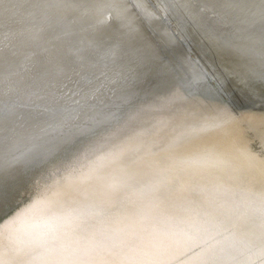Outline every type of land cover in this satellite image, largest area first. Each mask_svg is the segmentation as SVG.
Listing matches in <instances>:
<instances>
[{"label": "snow or ice", "instance_id": "6c2138e0", "mask_svg": "<svg viewBox=\"0 0 264 264\" xmlns=\"http://www.w3.org/2000/svg\"><path fill=\"white\" fill-rule=\"evenodd\" d=\"M189 14L187 0H0V58L14 41L27 42L58 75V61L72 56L87 86L97 65L86 49L66 54L57 44L86 17L110 18L131 35ZM220 22L228 30L207 38L234 58L228 75L264 84V0H223ZM191 63L200 72L182 83L187 95L178 89L126 114L101 107L98 88L69 95L55 75L25 85L17 73H0V208L26 170L50 163L75 137H92L62 174L34 176L29 199L0 212V264H264V153L214 140L237 123L264 122V111L187 107L207 75Z\"/></svg>", "mask_w": 264, "mask_h": 264}, {"label": "bare ground", "instance_id": "6f19581e", "mask_svg": "<svg viewBox=\"0 0 264 264\" xmlns=\"http://www.w3.org/2000/svg\"><path fill=\"white\" fill-rule=\"evenodd\" d=\"M89 2L90 0H84L86 6ZM155 2L156 0H148L149 7ZM187 4L189 16L170 17L168 22L141 24L140 31L131 35L110 18L90 15L77 28L76 35L57 41L66 54L72 47L86 49L85 56L97 65L96 68L91 69L95 73L91 85L86 86L82 81L81 76L84 73L74 57L67 56L66 59L62 58L58 61L63 71L57 75L54 64L48 63L45 56L39 54L30 43L20 41H14L11 51L5 49L0 58V73H17V79H21L25 85H33L42 77L51 78L55 75L57 87L69 95L79 89L90 91L98 88L97 99L102 102L101 107L126 114L137 109L134 107L127 109L129 104L143 106L148 102L146 106L154 105L156 103L153 102L154 100L167 96L170 92L174 93L178 89L187 95L181 85L189 76L199 74L200 69L191 63L196 61L207 74L217 78L221 86L215 90L213 87L212 89L199 84L192 90L187 107L206 112L226 107L238 117L259 115L264 111V101H262L264 84L257 82L248 84L247 80L229 76L228 70L233 66L234 58L228 53L219 51L207 38L209 33L228 30L220 22V17L223 15V0H187ZM233 22L232 18L228 19L229 24ZM173 32L179 33L181 38L169 43L167 37ZM52 35L46 33L45 39H51ZM90 42L94 43L98 50L89 48ZM115 45L119 47L114 57L103 55L106 49ZM224 77L233 84L226 83ZM202 80L200 83H203ZM205 91L211 92L215 100L217 99L216 106V102H213L214 98H209ZM156 93L161 94L160 97L157 98L155 95L153 98ZM220 93H223L222 97L231 98L233 102L218 100ZM123 99L126 100L125 104L121 102ZM233 103L235 106L232 107ZM184 107V104H180L177 110L183 111ZM144 126L150 125L145 123ZM79 137L63 145L50 163L35 170H26L17 181L13 182L0 212H9L29 199L32 194L31 180L34 176L41 173L46 175L56 169H60L62 174L64 165L83 154L92 143V137L88 134ZM214 140L236 148L246 147L253 153L262 154L264 153V122L257 120L252 125L237 123L230 127L226 137L217 136Z\"/></svg>", "mask_w": 264, "mask_h": 264}, {"label": "water", "instance_id": "95a60500", "mask_svg": "<svg viewBox=\"0 0 264 264\" xmlns=\"http://www.w3.org/2000/svg\"><path fill=\"white\" fill-rule=\"evenodd\" d=\"M204 79L202 80L203 81V83H200V85L202 84H204V85H206V86H209V87H213L215 90H218L219 88H220V83L217 81V78H215L214 76H211L210 74H207L205 77H203ZM224 80L225 81H227L226 83H229V84H233V83H231L230 81H228L227 80V78L226 77H224ZM248 82V84L249 83H251V81L249 82V81H247ZM257 83H259V82H257ZM212 88V89H213ZM231 93H232V91H231ZM172 93L170 92L168 95H171ZM205 94L209 97V98H211V97H213L214 98V101L213 102H216L215 103V106L218 104V101H217V99L215 100V97H214V95H212L211 94V92H206L205 91ZM221 94H223V93H220V96H219V98H218V100H220L221 101V99H225V101L226 102H233L232 100H231V98H228L227 96V98H225V97H222V95ZM155 95H156V97L158 98V97H160V95L161 94H154V96H153V98L155 97ZM167 95V96H168ZM231 95V94H230ZM161 97H163V96H161ZM165 97V96H164ZM212 98V99H213ZM262 99H264V98H262ZM261 99V100H262ZM158 100V99H157ZM157 100H154L153 102H156ZM262 101H264V100H262ZM121 102H123V104H125L126 103V100L125 99H123V100H121ZM144 104H149L148 102L147 103H144ZM143 105V104H142ZM146 105H143V106H141V105H139V104H135V105H133V106H131L130 104L126 107L127 109H133V107L134 108H140V107H147ZM233 105H234V103L233 104H231V106L233 107ZM235 106V105H234ZM153 116H154V114H152V115H145V118H147L145 121H149V120H152L153 119ZM85 135H80V137L79 138H82V137H84Z\"/></svg>", "mask_w": 264, "mask_h": 264}]
</instances>
